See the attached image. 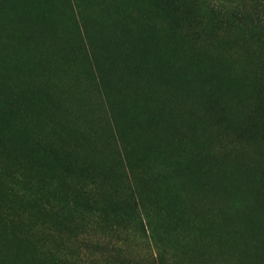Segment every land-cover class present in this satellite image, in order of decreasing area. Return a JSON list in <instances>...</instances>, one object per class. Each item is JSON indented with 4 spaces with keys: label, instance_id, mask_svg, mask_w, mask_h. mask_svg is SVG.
<instances>
[{
    "label": "rangeland",
    "instance_id": "rangeland-1",
    "mask_svg": "<svg viewBox=\"0 0 264 264\" xmlns=\"http://www.w3.org/2000/svg\"><path fill=\"white\" fill-rule=\"evenodd\" d=\"M0 264H264V0H0Z\"/></svg>",
    "mask_w": 264,
    "mask_h": 264
}]
</instances>
